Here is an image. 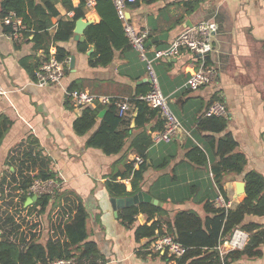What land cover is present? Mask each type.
Instances as JSON below:
<instances>
[{
  "label": "crops",
  "instance_id": "1",
  "mask_svg": "<svg viewBox=\"0 0 264 264\" xmlns=\"http://www.w3.org/2000/svg\"><path fill=\"white\" fill-rule=\"evenodd\" d=\"M186 1L193 0H147L125 7V15H129L127 21L136 29L148 31L146 56L152 60L161 92L165 93L163 95H176L175 103L181 113L178 115L180 118H176L183 129L178 138L152 143L146 152L148 168L143 174L140 190L158 200L159 197H167L166 202H162L166 211L154 214L149 221L147 215L139 213L132 225L121 221L120 210L114 214L109 197L115 196L107 191L106 181L111 174L123 172L125 164L132 162L137 155L129 149L131 139L141 132L140 128H135L133 117L136 109L132 105L126 114L132 117L129 139L120 152L107 155L86 142L109 105L88 106H100L101 109L95 124L79 134L73 128V122L83 107H75L65 91L73 84L74 89L97 95L120 99L135 97L139 91L149 88L145 61L137 51L129 48L115 50L108 65L92 67L88 58L94 50L93 45L80 49L78 43L82 41L74 39L73 31L69 40L59 43L68 52L61 82L38 86L34 82L35 72L42 62L55 56V47L49 44L46 57V47H35L30 40L32 36L26 38L21 35L17 41L7 39L0 16V84L6 89L0 98V117L10 121L0 141V181L4 178L8 183L13 180L12 172L15 171L16 176L19 173L18 162L10 156L13 149L20 143L26 145L29 137L36 139L42 155L49 160V169L63 181L60 191L79 200L85 208L86 240L95 243L100 264H164L161 253L147 249L148 238L136 240L135 227L143 223L149 225L159 219L163 233H168L166 224L172 221L178 210L191 209L203 217V204L204 199L209 197L208 191H212L211 198L219 207L216 200L221 194L210 170L218 160L214 149L209 152L208 146L204 145L208 156L206 166H197L185 158L191 142L199 145L194 133L196 121L204 116L213 97L214 101L223 103L227 108V115L223 117L226 118V131L235 139L236 149L246 158L244 172L252 170L264 178V0H197L198 4L191 12H187ZM78 2L72 0L74 6ZM55 6L59 16L52 18L53 25L48 30L50 35L54 34L59 18L72 15L59 2ZM212 18L216 20L218 30L214 51L207 60L209 66L217 69V76L196 90H188L187 80L197 65V56L182 49L176 56L156 58L155 52L167 48L185 28ZM82 19L90 23L99 22L100 16L94 5L84 7ZM148 41L151 43L147 44ZM71 56L74 57L72 67ZM102 110L105 111L99 116ZM155 123L156 119L151 120L146 130ZM163 159L168 161L167 165L156 167ZM133 166H136L134 162ZM30 168L23 167L22 170L32 174L38 172V167ZM203 179H208L209 185ZM116 181L130 189L129 177L121 179L117 176ZM237 181H243L242 174L224 176L227 208H234L244 197V193L236 191ZM192 183L197 184L199 189L191 190L189 185ZM197 192L204 193L198 202L192 198ZM54 207L50 204L49 209L40 213L38 209L25 210L21 218L24 226L31 224V228L35 225L37 239L43 244L53 233L50 226L54 223L53 212L51 218L49 212ZM34 210L38 219L32 217ZM245 220L264 226V216L248 215ZM261 249V258L244 257L240 262L264 264V244ZM72 255L77 257L78 251Z\"/></svg>",
  "mask_w": 264,
  "mask_h": 264
},
{
  "label": "trees",
  "instance_id": "2",
  "mask_svg": "<svg viewBox=\"0 0 264 264\" xmlns=\"http://www.w3.org/2000/svg\"><path fill=\"white\" fill-rule=\"evenodd\" d=\"M86 1L79 0L78 5L74 6L72 0H1L0 16L4 17L10 11L14 12L26 26L22 35L26 38L32 36L30 40L35 47H46L44 48L46 57L49 44H52L56 49L55 57L66 65L68 52L59 43L73 36L76 20L84 17ZM94 1V8L100 20L97 23H89L85 27L83 31L85 40L79 42L78 47L85 50L88 45H93L94 50L88 58L89 65L92 67L106 66L112 61L115 50H126L132 47L124 33V20L118 17L113 1ZM57 2L67 12H72V15L59 18L54 34L50 35L48 30L53 25L52 18L59 16V11L55 6ZM138 3V1L127 3L126 6H135ZM185 3L187 12H191L196 8L198 1H186ZM4 31H7L6 27ZM207 64H209L208 60ZM73 88L76 87L72 84L70 89ZM148 89L139 91L136 95L143 94ZM214 100H216L215 97L211 99V102ZM131 103V106L133 105L136 109V115L133 117L135 128H140L141 132L131 139L129 149L141 156L143 162L136 166H133V161L126 163L123 172L111 174L110 179L106 181V187L109 194L115 197L130 196L141 189L143 174L148 168L146 152L152 144L150 135L155 130H161L164 123L156 109L148 107L143 101L132 100ZM100 109V106L83 107L80 115L73 122L74 130L79 134L89 130L95 124ZM131 119L132 117L129 116H120L117 106L113 103L109 104L106 113L86 144L100 148L107 155L120 152L131 135ZM153 119H156L155 125L146 130V125ZM9 125L10 121L6 117H0V141ZM194 129L199 145L191 142L190 148L185 152V158L197 166H206L208 156L204 151V145L208 146L209 152L213 148L218 160L211 165L210 170L213 173L217 190L227 201L224 176L242 174L245 182L244 197L234 208L216 207L212 196L207 197L204 199L205 215L203 217L191 209L178 210L172 221L166 224L168 233L187 248L177 264H219L221 257L216 247L218 243L228 240L237 228L249 233V238L242 249L228 251L223 259L226 264H247L241 263L240 260L244 257L255 258L262 255L264 226L254 222H245V219L248 215L264 216V178L252 170L244 172L246 158L236 149L235 139L226 131V118L199 117ZM10 156L19 165L18 175H15V171L12 172L13 182L19 185L16 189L25 190L36 177L54 176L49 169V160L42 155L37 140L33 137H29L26 145L20 143L13 149ZM167 163L168 161L163 159L156 167L163 168ZM23 167H38V172L35 174L23 172ZM117 176L121 179L129 177L130 189H127L124 183L116 181ZM3 183H5L4 178L0 181V188ZM189 187L191 190L199 189V186L194 183ZM63 198L65 206L57 214L55 220L52 217L53 224L50 220L53 235L50 234L44 244L39 242L36 233L32 232L35 225L21 229L25 223L22 221L20 225L17 223L15 216L18 211L14 213L8 211L6 214L0 211V264H47L56 258H67L74 251H78L76 264L101 263L98 261L99 255L95 243L86 240L87 212L79 200L70 198L66 193L59 191L52 195H42L32 205L22 209L29 210L34 207L40 213L45 211L50 204L52 207L59 206V199L61 201ZM166 198L159 197V200L165 203ZM22 200H26L25 195L22 196ZM165 211L163 206L142 202L120 209L119 218L123 223L132 225L139 213L147 215L149 221L154 214L160 215ZM66 212L68 217L64 220ZM18 220H20L19 217ZM161 234L163 231L159 219L149 225L147 223L137 225L134 232L136 240L143 237L151 240ZM60 236L62 238H59ZM162 257L164 258L163 254Z\"/></svg>",
  "mask_w": 264,
  "mask_h": 264
},
{
  "label": "built area",
  "instance_id": "3",
  "mask_svg": "<svg viewBox=\"0 0 264 264\" xmlns=\"http://www.w3.org/2000/svg\"><path fill=\"white\" fill-rule=\"evenodd\" d=\"M117 15L120 19L124 20V33L127 37L131 47L137 51L140 58L145 61L147 69V77L149 81V89L143 94L136 95L132 98L120 99L115 96L109 95H97L86 90L80 89H68L66 90L67 96L72 100V104L75 107L82 108L90 105L101 104L103 106L109 104H115L118 108V114L120 116H126L131 108L132 100H141L148 107L156 109L159 116L163 119V128L154 132L151 135V141L154 144L160 142H169L179 137L182 132V127L179 120L173 114L170 109L167 98L163 95L160 89L159 80L157 74L153 68L152 60L146 56V40L148 38V31L146 29H136L130 24L125 17V7L127 3L144 2L147 0H112ZM94 0H87L86 6H93ZM3 25L7 28V31H3L4 36L11 40L17 41L20 39L22 32L26 29L22 19L12 11L7 13L1 18ZM218 24L214 18L200 21L189 28H185L181 31L170 43V45L163 49L155 52L156 58H166L176 56L182 49L188 50L189 52L197 56V65L191 72L187 80L188 90H196L215 79L217 76V69L214 66L207 64L208 55L214 51V42L216 40V33ZM65 74V63L59 61L55 56H51L46 61L42 62L41 65L35 72L34 82L38 86L46 84L60 83ZM6 93V89L0 84V98ZM204 116H216L225 117L227 115V108L219 101L212 102L203 113ZM135 165L142 163L143 158L136 155L133 159ZM63 181L59 175H54L48 178L36 177L32 183L25 189L19 190V193L25 195L26 198L37 196L38 198L46 194H54L56 191H60ZM37 198V199H38ZM34 201L31 200L29 204ZM219 207H228V202L220 195L217 200ZM12 205V204H11ZM26 206V204H24ZM24 206V207H25ZM11 206L9 205L8 208ZM22 207V206H21ZM23 208V207H22ZM11 209V208H10ZM18 211L23 213V209H13L10 213ZM57 214L55 217H57ZM20 215L17 213L15 219L18 221ZM68 213L64 214V220L67 219ZM23 222V221H22ZM31 224H29L30 226ZM24 225L21 229H24ZM36 229V228H35ZM32 229V232H36ZM11 239H13L11 237ZM248 240V233L240 229H235L228 240L220 242L217 245V250L221 257L219 264H226L223 256L230 250L242 249ZM149 251L154 253H161L164 255V264H177L178 259L186 252L187 248L178 242L173 235L163 233L150 240L147 248ZM76 256L72 255L67 258H56L49 261L47 264H76Z\"/></svg>",
  "mask_w": 264,
  "mask_h": 264
},
{
  "label": "rangeland",
  "instance_id": "4",
  "mask_svg": "<svg viewBox=\"0 0 264 264\" xmlns=\"http://www.w3.org/2000/svg\"><path fill=\"white\" fill-rule=\"evenodd\" d=\"M194 25V24H193ZM193 25H191V26H193ZM191 26H189V27H191ZM189 27H187V28H189ZM218 30V29H217ZM217 34V33H216ZM163 94H165V93H163ZM176 95H169V96H167L166 98H167V103H168V105H169V107H170V109L172 110V112H173V114L177 117V118H180L178 115H181V113H180V111L178 110V108H177V106H176V103H175V100H176V97H175ZM203 175H206L205 173H202ZM203 182L206 184V185H209V181H208V179H203ZM204 183H201V184H204ZM19 185L18 184H16V183H14L13 182V180H11V181H9L8 183H3L2 184V186H1V188H0V211H2L4 214H6V213H8V211H10V210H13V209H22V207H24L25 205L24 204H26V206L28 207V206H30V205H32V204H29V203H25V201L24 200H22V196H23V194L22 193H19V190L20 189H16L17 187H18ZM106 189H107V187H106ZM107 191H108V189H107ZM56 192H59V191H56ZM56 192H54V194L56 193ZM109 192V191H108ZM202 194H204V193H200V192H197V194H195L192 198L195 200V201H199V200H201L200 198H201V195ZM212 191H208L207 192V195L210 197V196H212ZM46 195H52V194H46ZM192 195V194H191ZM207 195L205 196V197H207ZM204 197V198H205ZM62 198V197H61ZM60 198V199H61ZM203 198V199H204ZM60 199H59V202H60V205L59 206H55L53 209H51L50 210V212H49V214L51 215L52 214V212H53V218H54V220L57 218V217H55V215H56V213H59L60 211H61V209H63L64 208V206H65V201H63L64 200V198L60 201ZM23 202H24V204H23ZM109 202H110V197H109ZM61 203L63 204V205H61ZM12 204V205H11ZM23 204V206L21 207V205ZM11 206L10 208H8V206ZM47 208L49 209V205L47 206ZM46 208V209H47ZM30 209H35L34 207H31ZM24 212V211H23ZM18 214L20 215V218H22L23 217V213L21 212V213H19L18 212ZM35 214H36V211L34 210V211H32V217H34V218H37V216H35ZM38 219V218H37ZM62 220V219H61ZM18 221H20L21 222V220H18ZM63 221V220H62ZM57 227V226H56ZM57 230H59L58 228H56ZM59 238H62V236H60ZM262 256H259V257H255L256 259H258V258H261Z\"/></svg>",
  "mask_w": 264,
  "mask_h": 264
},
{
  "label": "water",
  "instance_id": "5",
  "mask_svg": "<svg viewBox=\"0 0 264 264\" xmlns=\"http://www.w3.org/2000/svg\"><path fill=\"white\" fill-rule=\"evenodd\" d=\"M126 19H128L129 15H125ZM90 23V21H84L82 18H78L75 22L74 26V39H79L80 41H83V30L84 28ZM151 43V41H148L147 44ZM74 62V57H70V67L73 66ZM105 110H102L99 113V116L102 115V113ZM135 115V114H134ZM236 186V191L237 193L241 194L244 193V182L243 181H237L235 183ZM38 197L37 196H32L30 198H26L25 203H29L31 200L35 201ZM146 202V203H151L153 205H158L162 206V202L159 201L158 199L152 197L150 194H148L144 190H139L133 195L130 196H120V197H111L110 198V203L112 205V208L114 210V214H117V211L124 208L128 207L131 205H137L139 203Z\"/></svg>",
  "mask_w": 264,
  "mask_h": 264
}]
</instances>
